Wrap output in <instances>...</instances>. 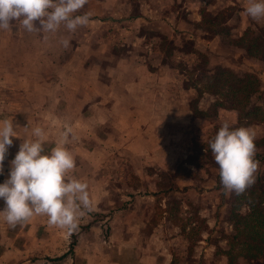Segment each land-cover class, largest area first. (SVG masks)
I'll use <instances>...</instances> for the list:
<instances>
[{"label":"rangeland","instance_id":"374dc122","mask_svg":"<svg viewBox=\"0 0 264 264\" xmlns=\"http://www.w3.org/2000/svg\"><path fill=\"white\" fill-rule=\"evenodd\" d=\"M171 3L175 10L181 7L182 1ZM231 10L232 7H228L215 15L202 14V28L199 26L202 31L191 33L201 35L205 44L202 48H192L191 36L184 34L177 37L176 43L164 35L155 39L162 63L177 74L172 80L159 81L160 91L167 88V83H173L170 88L175 87L177 95H171L169 101L165 93L152 91L156 88V79L152 76L143 79L142 74L146 73L143 57L134 52L128 65L114 63L125 54L123 47L108 48V58H96L98 48L88 49L81 59L82 50L72 46L33 47L29 49L30 61L17 65L21 75H0V107L5 108L0 111V120L12 119L16 134L21 136L27 134V127L19 125L32 121L35 127H41L45 154L59 142L64 128L71 127L72 135L66 147L72 152L76 167L69 177L90 183L92 190L97 189L94 198L104 195L110 185V209L105 213L108 216L115 214L120 205L125 207L123 203L130 204V212L143 210L147 221L140 224L134 219L141 226L136 231L140 229L146 234L151 225L161 221V227L155 230L161 235L159 240L163 235L168 237L175 233L176 240L170 244L173 249L170 264L179 261L183 264L227 263L221 251L229 246L231 227L227 209L235 193L226 192L222 184L216 186L218 165L211 158L208 141L224 122L235 129L245 125V119L238 120V110L215 104L219 97L232 91L217 83L212 73L219 66L228 68L234 75L248 72L259 80V89H264V64L256 57L261 55L260 50L250 49L256 56L245 52V48L253 46L251 41L263 49L264 30L250 26L235 36L225 23ZM177 11L183 13L182 9ZM80 34H84L83 30L70 41L75 42ZM107 39L111 42L113 36ZM158 75L165 78L166 74ZM183 89L189 90L190 95L183 98ZM218 90L216 96L211 94ZM234 94L240 92L237 90ZM257 95V92L249 95L247 107L264 106V94L260 98ZM220 101L228 104L227 99ZM154 104L159 105L155 111L152 110ZM167 109H175L174 116ZM218 109L223 110L219 117ZM202 118L213 123L205 136L199 133ZM246 124L244 127L255 131V139L264 133L263 123ZM262 164L259 166H264ZM208 168L211 171L207 172ZM188 181L191 184L184 186ZM86 215L91 216L92 222L98 217L85 212L86 221ZM1 223L0 233H6L9 238L27 231L23 223L15 228L2 220ZM104 229L101 226L97 231L103 234ZM10 242L12 246L22 247L26 240ZM5 244L4 239L0 240L1 249L7 246ZM160 256L164 258L163 253ZM14 259L18 261L20 256L15 255ZM48 261L56 264L55 258ZM232 264L246 262L233 258Z\"/></svg>","mask_w":264,"mask_h":264},{"label":"crops","instance_id":"0c3cea01","mask_svg":"<svg viewBox=\"0 0 264 264\" xmlns=\"http://www.w3.org/2000/svg\"><path fill=\"white\" fill-rule=\"evenodd\" d=\"M172 1L174 3L175 0H88V3L74 15L91 13L90 22L86 28L82 29L84 34H80L81 36L75 42L70 41V46L82 50L79 59L88 49L93 51V49L98 48L96 58H108L109 55L106 53L108 48L123 47L125 54L120 55L114 61L115 64L124 63L128 65L135 52L144 58L146 73L142 74L145 75L143 79L148 76L156 79V88H153L152 91L165 93L167 95L165 96L167 97L166 101H169L171 95H177L175 87L170 88V84L173 83H167V88H161L160 91L158 89L159 81L172 80L177 74L168 64L162 63L159 52L156 50L159 46L155 42L159 35L167 36L174 43H176L179 35H189L191 36L192 48H202L205 44H203L201 35L191 34L202 31V14L215 15L218 11L228 7H232V10L225 23L229 26V32L235 33V36L250 26H260L264 30V21L256 22L243 14L244 0H181V7H177L182 9L183 13L177 11L178 8H176L177 10L171 8L173 7ZM134 6L135 9H133ZM11 23L13 24L11 33L0 31V75H21L20 71L17 70V65L20 66V64H26L30 61V48L58 46L60 45L58 43L60 37H70L72 40L77 36V32L82 31L78 28L76 32L68 33L61 26L58 33L50 34L49 38L45 40L43 37L46 34H28L23 28L18 30L19 21ZM107 36H113V41H108ZM161 72L166 74L165 78L161 77L163 75H158ZM182 91L181 96L183 98L190 95L189 90L183 89ZM154 105H152L153 111L159 108V105ZM4 109L0 107L1 112ZM167 111L174 116L175 109H167ZM221 111L223 110L218 109V117ZM230 111L232 112V110ZM199 122H203L199 133L205 136L208 127H211L213 123L209 124L204 118ZM13 125L15 128L14 122ZM19 126L27 127V134L11 137L13 143L7 148L3 162V174H0V183L8 178L10 161L18 152L19 145L25 139L34 138L31 135L32 129L35 128L32 121ZM208 171L211 170L208 168ZM208 177H210V172ZM87 184L90 186V183ZM189 184H191L189 181L183 183L184 186ZM175 185L180 186L179 182H176ZM106 189L104 195L98 193L100 197L94 198L97 195V189L92 190L88 187L92 208L91 211L86 210L85 212L95 213L98 217L93 222L90 221V215H86L87 221L82 217L79 224H85L87 227H81L78 224V229L71 235H68L66 230L49 227L47 217L41 215L33 216L23 223V227L27 225V231L17 232L11 238L6 233H0V240L4 239L5 245H7L4 249L0 248V264H53V262L48 261L49 258H55L56 264H170L173 251L170 244L176 240L175 233L168 237L163 235L162 240H159L161 235L155 230L157 231L161 227V221L151 225V230L146 234L141 233L140 229L136 231L140 225L134 219L140 224H145L147 219L143 217V210L130 212L129 203H123L125 207L120 205L112 216L106 215L105 213L110 209L108 204L109 198L111 199L109 196L111 186L109 185ZM3 208L4 201L0 199V210ZM136 213L139 214L138 217H134ZM1 220L0 224H2ZM101 226L105 228L103 234L97 231ZM106 230H108V234H106ZM69 237H71V241H69ZM21 238L26 240L22 247L12 246L11 242L8 243L10 240ZM163 241L165 245H162ZM161 253H163L164 258L160 256ZM15 255L20 256L18 261L14 259ZM82 259L85 262L82 263ZM177 263L183 264L181 261Z\"/></svg>","mask_w":264,"mask_h":264},{"label":"clouds","instance_id":"9594fccd","mask_svg":"<svg viewBox=\"0 0 264 264\" xmlns=\"http://www.w3.org/2000/svg\"><path fill=\"white\" fill-rule=\"evenodd\" d=\"M88 0H0V31L12 32L13 21L28 34L58 33L63 26L68 33L87 26L91 13L74 15ZM244 15L253 21H264V0H244ZM62 47L70 46V37H60ZM34 139H25L15 157L10 161L8 178L0 183V199L4 208L2 219L10 228L27 222L34 215L47 217L49 226L66 230L71 235L78 229L85 210L91 211L88 184L69 173L76 163L72 152L66 147L72 128L61 132L60 140L45 154L44 130L32 129ZM256 133L250 127L231 128L224 122L208 141L209 148L218 165V174L224 190L243 195L256 180L259 161L255 159ZM11 137H18L12 119L0 120V174Z\"/></svg>","mask_w":264,"mask_h":264},{"label":"trees","instance_id":"16d2710c","mask_svg":"<svg viewBox=\"0 0 264 264\" xmlns=\"http://www.w3.org/2000/svg\"><path fill=\"white\" fill-rule=\"evenodd\" d=\"M251 45L253 46L245 48V52L256 56L250 49L253 47L255 50H260L261 55L256 57L261 59L264 64V47L260 49L259 45L253 41H251ZM212 75L217 79V83L220 82L229 92L232 91V93L226 94H230L227 98L225 94L219 97L215 103L218 104V107L238 110L240 113L237 116L238 120L244 118L245 125L250 122L264 124V106L247 107L245 104L249 100V95L257 92V97L260 98L264 94V89H259V80L253 74L245 72L241 75H234L228 68L219 66ZM222 77L229 79H222ZM218 89L220 90V88ZM219 90L211 94L216 96ZM237 90L240 92L239 95L234 94ZM222 99H227L228 104L220 101ZM241 101L244 103L242 104ZM262 101L264 103V97ZM245 125L242 124L238 128ZM254 143L257 149L255 159L261 164L264 162V133L255 139ZM255 175V183L243 195L235 194L234 200L229 202L227 209L228 223L231 227V233L228 235L229 246L221 251V255H224L227 260L226 264H232L233 258H242L246 264H264V166H259ZM216 182V186H221L219 174H217ZM222 200L220 199V202L224 203Z\"/></svg>","mask_w":264,"mask_h":264}]
</instances>
